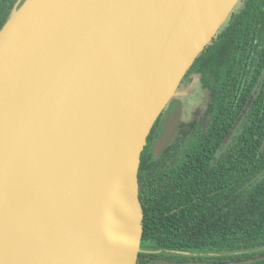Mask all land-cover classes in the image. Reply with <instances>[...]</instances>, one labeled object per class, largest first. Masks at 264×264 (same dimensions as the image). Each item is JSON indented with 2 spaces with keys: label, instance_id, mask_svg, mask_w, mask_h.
I'll list each match as a JSON object with an SVG mask.
<instances>
[{
  "label": "water",
  "instance_id": "obj_1",
  "mask_svg": "<svg viewBox=\"0 0 264 264\" xmlns=\"http://www.w3.org/2000/svg\"><path fill=\"white\" fill-rule=\"evenodd\" d=\"M239 2L25 0L13 10L0 30V264L138 263L148 138ZM58 108V132L42 142ZM178 115L175 104L156 156Z\"/></svg>",
  "mask_w": 264,
  "mask_h": 264
},
{
  "label": "trees",
  "instance_id": "obj_2",
  "mask_svg": "<svg viewBox=\"0 0 264 264\" xmlns=\"http://www.w3.org/2000/svg\"><path fill=\"white\" fill-rule=\"evenodd\" d=\"M253 3L223 29L222 37L235 31L233 41L240 44L244 32L252 29V20H257ZM4 11L5 3L0 1V30L12 13L7 17ZM211 54L213 44L188 72H202L206 88L210 87ZM244 105L231 107L234 115L223 129L213 124L201 132L192 152L199 161L196 172L178 174L177 186L168 191H152L145 182L141 185L145 217L137 264L161 257L180 264L216 263L264 254V102L254 103L225 143ZM147 175L143 163L139 179ZM159 176L163 174L157 170L148 179ZM241 264H264V259Z\"/></svg>",
  "mask_w": 264,
  "mask_h": 264
},
{
  "label": "flooded vegetation",
  "instance_id": "obj_3",
  "mask_svg": "<svg viewBox=\"0 0 264 264\" xmlns=\"http://www.w3.org/2000/svg\"><path fill=\"white\" fill-rule=\"evenodd\" d=\"M0 1L5 3L3 15L8 17L25 0ZM249 2H254L253 12L256 10L258 12V15L255 16L257 20H252L250 25L252 29L249 31L248 28L244 32L240 44L233 41L236 37L235 31H230L222 37L223 29H227L234 24L236 17L244 12ZM211 44L214 45V54L209 57V78L211 79L209 88L204 87L201 78V90L206 92V96L202 98L203 100L197 108L189 110L182 97H175L176 99L171 101L169 107L158 119L152 130V132L154 131L152 139L148 138L146 151L144 150V158L141 164L144 163L148 175L143 180L139 179L140 189L145 182L152 191L172 190L178 184V174L183 176L186 171L196 172L199 169V161L192 158V152L198 144L201 132L209 129L208 127L213 124L220 130L223 129L229 118L234 115L231 111L233 106L240 107L241 103H245L241 114L247 110L246 116L254 103L264 102V0H240ZM193 74L202 76V72L187 74L179 89L191 81L186 82ZM252 98V105L247 108ZM175 104L178 105L179 109L176 131L170 144L156 156V145L165 129L166 117ZM233 127L228 133L233 130ZM157 170L162 172L163 177H153L149 180V176ZM143 250L145 252L150 251L148 249ZM147 264L180 263L170 262L167 257H161L155 260L150 259Z\"/></svg>",
  "mask_w": 264,
  "mask_h": 264
},
{
  "label": "rangeland",
  "instance_id": "obj_4",
  "mask_svg": "<svg viewBox=\"0 0 264 264\" xmlns=\"http://www.w3.org/2000/svg\"><path fill=\"white\" fill-rule=\"evenodd\" d=\"M201 78L202 76L200 77L194 74L191 75V77H189L186 82H189V80L191 81L189 83L184 84V86L178 90L176 98L182 97V100H184L186 102L185 104L188 106V110L197 108L200 105V102H202V98L206 96V92H203L201 90ZM176 98H174V100Z\"/></svg>",
  "mask_w": 264,
  "mask_h": 264
},
{
  "label": "bare ground",
  "instance_id": "obj_5",
  "mask_svg": "<svg viewBox=\"0 0 264 264\" xmlns=\"http://www.w3.org/2000/svg\"><path fill=\"white\" fill-rule=\"evenodd\" d=\"M111 57L116 59V56L114 55H111ZM60 111L61 110L58 108L52 114V117L50 118L48 126L46 128V132L43 133L42 142H47L48 139L55 137L56 133L58 132L56 125L61 114Z\"/></svg>",
  "mask_w": 264,
  "mask_h": 264
}]
</instances>
